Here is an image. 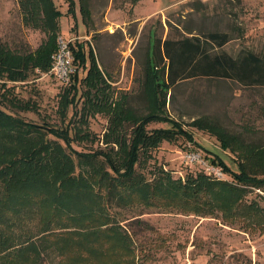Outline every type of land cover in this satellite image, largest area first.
I'll list each match as a JSON object with an SVG mask.
<instances>
[{
  "label": "trees",
  "instance_id": "16d2710c",
  "mask_svg": "<svg viewBox=\"0 0 264 264\" xmlns=\"http://www.w3.org/2000/svg\"><path fill=\"white\" fill-rule=\"evenodd\" d=\"M68 1L75 14V0ZM85 1L81 0L80 9L87 20L91 12ZM20 9L24 24L42 28L47 39L27 52L11 49L0 40L4 88L0 101L7 99L13 107L29 110L35 106L13 95L15 85L7 81L24 82L34 72L51 70L63 13L54 0H21ZM204 36L155 42L154 57L147 60L141 83L148 106L143 114L127 106L125 96L113 99L108 76L98 65L93 48L87 54L85 43L80 42H71L77 70L71 84L59 93L63 125L28 122L0 107V264H45L56 258L58 264H138L135 241L116 221L115 207L165 206L198 215L222 211L230 217L248 186H264V177H260L264 175V147L243 145L236 135L201 118L192 125L206 129L221 147L239 155V173L218 160L236 182L203 173L188 175L183 181L163 167L148 178L138 170L161 142L179 136L193 139L178 123L175 129H148L152 122L168 121L159 112H167L173 85L199 75L233 78L250 86L264 84V53L245 51L238 57L213 53L207 45L222 47L232 39L231 34L212 31ZM81 68L86 69L83 78ZM80 82L85 90L79 97ZM71 106L76 110L67 122ZM98 113L105 114L109 122L103 145L76 149V142L100 138L90 130L88 119ZM77 115L79 126L72 124Z\"/></svg>",
  "mask_w": 264,
  "mask_h": 264
},
{
  "label": "rangeland",
  "instance_id": "374dc122",
  "mask_svg": "<svg viewBox=\"0 0 264 264\" xmlns=\"http://www.w3.org/2000/svg\"><path fill=\"white\" fill-rule=\"evenodd\" d=\"M20 1L0 0V40L11 49L34 51L47 35L42 28L24 24ZM54 1L63 13L59 19L60 36L85 43L87 54L92 47L98 65L108 76L113 99L125 96L126 105L141 114L148 107L141 83L157 40L164 42L185 35L205 38L207 33L218 31L230 33L232 39L222 47L207 45L213 53L233 57L245 51L264 53V0H86L91 12L87 20L80 9L81 0H75V14L68 0ZM155 55L159 61L160 53ZM85 74L86 69L81 68L80 78ZM2 82L0 93L4 92ZM7 84L15 85L13 95L19 100L35 107L20 109L3 99L0 107L4 110L28 122L64 124L58 104L65 84L57 77L37 71L27 81ZM79 87L80 97L85 88L81 82ZM166 106L167 112L159 114L166 115L168 121L157 120L148 124V129H175L178 123L193 139L179 136L171 142H161L144 166L138 167L148 178H154V173L163 167L183 181L188 175L203 173L236 182L218 160L239 173V155L221 147L217 137L206 129L192 125L200 118L236 135L243 145L264 147V84L250 86L233 78L199 75L173 85ZM75 110L70 107L67 122ZM78 118L79 115L73 117V125L81 124ZM88 119L90 130L100 138L74 143L80 151L103 145V134L109 125L103 113ZM195 158L198 160L193 161ZM207 165L220 167L222 176L208 174ZM246 189L240 206L230 217L222 211L198 215L177 208L142 205L117 206L112 214L134 239L138 264H264V186ZM58 262L56 258L45 264Z\"/></svg>",
  "mask_w": 264,
  "mask_h": 264
},
{
  "label": "built area",
  "instance_id": "2783aa9c",
  "mask_svg": "<svg viewBox=\"0 0 264 264\" xmlns=\"http://www.w3.org/2000/svg\"><path fill=\"white\" fill-rule=\"evenodd\" d=\"M58 48L53 56L52 68L49 74L54 75L61 80L63 84L69 85L72 82V76L77 68L74 65V53L71 49V42L62 36L58 37ZM198 160V158L193 159ZM207 173L220 178L222 176L221 168L214 165H207Z\"/></svg>",
  "mask_w": 264,
  "mask_h": 264
},
{
  "label": "crops",
  "instance_id": "0c3cea01",
  "mask_svg": "<svg viewBox=\"0 0 264 264\" xmlns=\"http://www.w3.org/2000/svg\"><path fill=\"white\" fill-rule=\"evenodd\" d=\"M76 4V3H75ZM75 13H76V10H75ZM49 74V72H47ZM52 75V74H51Z\"/></svg>",
  "mask_w": 264,
  "mask_h": 264
}]
</instances>
